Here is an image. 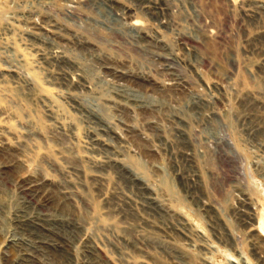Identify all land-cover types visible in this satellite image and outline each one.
Returning a JSON list of instances; mask_svg holds the SVG:
<instances>
[{
    "label": "rangeland",
    "instance_id": "obj_1",
    "mask_svg": "<svg viewBox=\"0 0 264 264\" xmlns=\"http://www.w3.org/2000/svg\"><path fill=\"white\" fill-rule=\"evenodd\" d=\"M0 264H264V0H0Z\"/></svg>",
    "mask_w": 264,
    "mask_h": 264
},
{
    "label": "bare ground",
    "instance_id": "obj_2",
    "mask_svg": "<svg viewBox=\"0 0 264 264\" xmlns=\"http://www.w3.org/2000/svg\"><path fill=\"white\" fill-rule=\"evenodd\" d=\"M36 44V43H35ZM40 44V43H38ZM38 47V46H37ZM39 48V47H38ZM38 48H34V51L36 52H40V50ZM43 52V51H41ZM37 53V54H38ZM41 54V55H40ZM37 55L38 57V61H34V64L36 65V68L38 70L40 69H43L42 68V65L47 67V68H51L52 66V63L51 61L49 60H52L54 62H59V61H63V53L60 52V51H57L56 49H53L51 50V52H49L48 54H42L40 53ZM65 57V56H64ZM55 74V73H53ZM61 74V73H59ZM63 75V74H62ZM55 77H59L58 73L55 74L54 77H51V79L55 80L56 81V78ZM65 77V76H64ZM225 77V76H224ZM62 78V77H61ZM59 79V78H58ZM64 82L65 79L63 78ZM59 81V80H58ZM62 85H64L62 82H61ZM60 84V85H61ZM80 87H83L80 85ZM48 110L51 114H53L52 112V108H50V106L48 105ZM75 111H79V109H75ZM80 112V111H79ZM84 113H87V114H91L92 112L90 111H87ZM100 136L97 134L96 136L93 137V145L95 144H100L101 140L99 138ZM103 142V141H102ZM101 145V144H100ZM91 150V147H89L87 149V151H90ZM91 154H93V152L91 151ZM96 156V155H95ZM94 155H91L90 157H88V160L93 164V165H96L98 163L96 157ZM97 177V176H96ZM45 204H42L41 206H39V212L38 213H30L28 211H25V210H20L18 212V217L22 219V221L26 222L31 228L32 230H34L35 232H37V234L40 236L39 238L40 239H37V240H40V242L42 243H46V244H49V241H48V238L52 235V231L50 229H48L46 226H47V223H50V222H55L56 219L54 220H51L48 215L44 214L43 210L40 209V207H44ZM16 218V217H15ZM20 219V221H21ZM58 222V221H56ZM59 223H63V222H59ZM36 235V233H35ZM37 235V236H38Z\"/></svg>",
    "mask_w": 264,
    "mask_h": 264
}]
</instances>
